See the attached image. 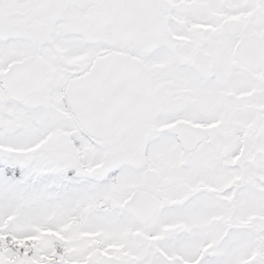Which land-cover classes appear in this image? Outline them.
I'll return each instance as SVG.
<instances>
[{"label": "snow or ice", "instance_id": "obj_1", "mask_svg": "<svg viewBox=\"0 0 264 264\" xmlns=\"http://www.w3.org/2000/svg\"><path fill=\"white\" fill-rule=\"evenodd\" d=\"M0 264H264V0H0Z\"/></svg>", "mask_w": 264, "mask_h": 264}]
</instances>
